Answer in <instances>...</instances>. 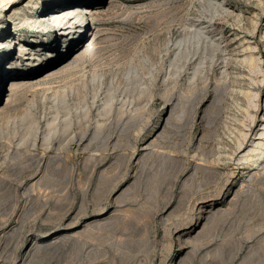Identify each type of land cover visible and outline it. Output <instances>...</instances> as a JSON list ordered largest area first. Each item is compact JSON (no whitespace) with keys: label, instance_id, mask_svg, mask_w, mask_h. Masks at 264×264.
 <instances>
[{"label":"rangeland","instance_id":"374dc122","mask_svg":"<svg viewBox=\"0 0 264 264\" xmlns=\"http://www.w3.org/2000/svg\"><path fill=\"white\" fill-rule=\"evenodd\" d=\"M11 1L0 90L20 45L42 73L10 115L72 123L35 144L0 130V264H264V147L245 159L264 140V0H86L63 25L49 16L81 0ZM216 10L227 52L183 39Z\"/></svg>","mask_w":264,"mask_h":264},{"label":"bare ground","instance_id":"6f19581e","mask_svg":"<svg viewBox=\"0 0 264 264\" xmlns=\"http://www.w3.org/2000/svg\"><path fill=\"white\" fill-rule=\"evenodd\" d=\"M10 1L11 0H9V2L8 3H10ZM85 1L86 0H81V2H74L73 4H68V5H66V6H64L61 10H59V11H56V12H54L51 16H49V19H48V24L49 25H53V24H59V25H63V24H65L66 22H72L73 20H75L76 19V10L78 9V8H80L79 6H85L86 4H85ZM6 2V0H0V5L2 4H4ZM12 2V1H11ZM217 2H218V5L220 6V7H223V5H224V0H217ZM86 3H87V1H86ZM87 4H89V2L87 3ZM83 9H84V12L86 13L87 12V9L88 8H86V7H83ZM224 11V10H223ZM217 13H219V11L218 10H216V11H211L210 12V14L211 15H213V19H211V15H210V17H208L207 19H206V21H209V22H207V23H203V22H201L202 20L199 18V19H197V21L195 22V23H189V27H190V31H191V33H190V35H188V36H186L185 38H183V39H187V41H191V40H196V46L198 47V46H201L202 47V44L203 43H206V42H208V41H210L211 42V45H213L214 47H216L217 49H219V50H222L223 52H227V48H226V46L224 47V46H222V45H225L224 44V42L222 41V38L221 37H219V34L217 33V31H216V29H215V25H214V23H213V20L214 19H217V18H219V17H223V13H221V15H219V17H217ZM225 15H227V13H225ZM31 23H35L34 22V18H32V19H28V18H21L20 19V21H19V24H28V25H31ZM8 35V34H7ZM80 39L82 38L81 36H78ZM209 44V43H208ZM206 45V44H205ZM210 47V46H209ZM19 51H20V53L22 54V57L23 58H17V59H12V60H8L7 62H5V66H4V70L7 72V73H5V74H11V73H14L15 74V77H13L14 79H12L11 80V82L9 83L10 84V88H8V89H5V94H3V92L0 90V103H1V100L3 99L4 100V98H6V100H5V103L3 104V108H0V124H3V123H5V127H2V126H0V130L1 131H3V133L5 134H10L9 135V137L10 136H13V135H15V134H19L20 132H21V129H19V127H22V129H25V131H23V135H22V133H21V135L23 136V137H28V138H26L28 141H29V138H31L32 139V141L34 142L33 144H35L36 143V141H37V139L39 138V136L40 135H43V137H44V139H43V141L45 140V138H50V136L52 137L54 134H57L58 132L60 133V129H59V127L62 125V123L63 124H69V123H72V119H71V117H72V111L70 112V111H68V109H66V111H68L67 113H66V111H65V113L64 114H62V113H59V111H57V112H55V114L54 115H52V118L50 117V118H47V119H45V118H43L42 120L41 119H39V118H37V117H33L32 116V119H30L31 118V114H22V116L21 115H19V116H15V117H13V119H12V115H10V114H12L11 113V111H12V109H13V106H12V104H11V99H9V97L11 96L10 94L12 93V91H14L15 89H16V87L20 84V83H22L21 81H24V82H26V85H27V83H28V81H26L27 80V73H28V71L29 70H32L35 66H36V64H38V63H41L42 62V58L40 59V57H39V55H37L34 51H29L27 48L26 49H24V48H22V45H20L19 46V49H18ZM212 50V49H211ZM39 52V51H38ZM60 54L58 53V51L56 50V51H51V52H49L48 53V56L50 57V58H57L58 56H59ZM1 61V60H0ZM35 61V62H34ZM44 66V65H43ZM42 67V66H41ZM40 68V67H39ZM41 69V68H40ZM34 70L33 69V71H31V72H29V73H31V74H29L28 76H30V75H35V77L34 78H36V77H38L41 73H42V70ZM4 70H3V72H4ZM1 73V72H0ZM1 74H3V73H1ZM1 74H0V78H1ZM18 75V76H17ZM169 75V74H168ZM19 76L20 77H26V78H24V79H22V78H19ZM103 77H101V79H102ZM29 82H31V81H29ZM31 84V83H30ZM20 86V85H19ZM13 102V101H12ZM61 102L62 103H65V105H67L66 104V99L65 98H62V100H61ZM69 105V104H68ZM62 107V106H61ZM56 109V108H55ZM58 109V108H57ZM61 109V108H60ZM65 109V108H64ZM64 109H62L63 111H64ZM61 110V111H62ZM62 111V112H63ZM32 113V112H31ZM60 114H62V115H64V116H61ZM14 119H16L17 120V122L18 123H21V125H18L17 124V122L14 120ZM30 119V120H29ZM5 120V121H4ZM4 121V122H3ZM41 121L42 122H44V126H45V130L44 131H42V126H41ZM3 122V123H2ZM8 126H11V129H9V127ZM18 131H20V132H18ZM11 132H12V134L13 135H11ZM2 132H0V134H1ZM2 133V134H3ZM3 134V135H4ZM248 134V133H247ZM7 135H5V137L7 136ZM20 136V135H19ZM18 136V137H19ZM260 136H263V133L262 134H260ZM1 137V136H0ZM17 137V136H16ZM23 137H20V139H22ZM41 137V136H40ZM43 137H41V138H43ZM247 137H249L248 135H245V139H247ZM7 138V137H6ZM6 138H3V140L4 139H6ZM11 138H13V137H11ZM10 138V139H11ZM40 138V139H41ZM19 139V138H18ZM7 140V142H8V144H6L5 142V144H3V145H5L8 149H13V147L11 146L12 144V142L7 138L6 139ZM47 140V139H46ZM258 140V139H257ZM260 141H256V145L255 146H251L250 148H249V150H248V152H247V154H246V156H245V159H247V160H249L250 158H251V156L255 153V152H257V151H259V149L263 146L264 147V140L263 139H259ZM2 141V138L0 139V142ZM5 141V140H4ZM19 142V143H23L24 142V138L22 139V140H16V142ZM31 141V142H32ZM15 142V141H14ZM25 142H26V140H25ZM24 142V143H25ZM30 142V143H31ZM19 143H17L19 146H22V145H20ZM2 144V143H1ZM1 144H0V146H1ZM15 144V143H14ZM16 145V144H15ZM29 145V144H28ZM17 146V145H16ZM261 146V147H260ZM6 147H4V148H6ZM7 149V150H8ZM15 149H16V147H15ZM35 149V148H34ZM16 150H18V149H16ZM15 150V151H16ZM18 152H19V150H18ZM8 153V152H7ZM12 153V152H11ZM262 153V152H261ZM26 154V153H25ZM59 157V156H58ZM65 157V156H64ZM66 158V157H65ZM65 158H59V162L61 163H64V164H66V166H67V168H68V166H70V170L72 171V164L70 165V164H68V162H67V158L65 159ZM69 159V158H68ZM244 159V158H243ZM56 161V160H55ZM58 161V160H57ZM61 163V164H62ZM57 164H58V162H57ZM59 165V164H58ZM57 165V166H58ZM62 166H64V165H62ZM59 167L60 166H58V170H59ZM57 169V168H56ZM69 170V169H68ZM70 170H69V172H70ZM59 172V171H58ZM71 173V172H70ZM73 173V172H72ZM69 175V174H68ZM71 175V174H70ZM68 177V179H69V176H67ZM67 179V180H68ZM68 182H69V180H68Z\"/></svg>","mask_w":264,"mask_h":264}]
</instances>
